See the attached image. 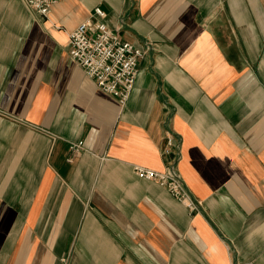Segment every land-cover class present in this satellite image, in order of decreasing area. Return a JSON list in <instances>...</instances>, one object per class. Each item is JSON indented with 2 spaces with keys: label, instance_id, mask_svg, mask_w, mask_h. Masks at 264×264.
I'll use <instances>...</instances> for the list:
<instances>
[{
  "label": "crops",
  "instance_id": "0c3cea01",
  "mask_svg": "<svg viewBox=\"0 0 264 264\" xmlns=\"http://www.w3.org/2000/svg\"><path fill=\"white\" fill-rule=\"evenodd\" d=\"M97 7L124 105L70 57ZM172 161L190 200L135 171ZM0 264H264V0H0Z\"/></svg>",
  "mask_w": 264,
  "mask_h": 264
},
{
  "label": "built area",
  "instance_id": "2783aa9c",
  "mask_svg": "<svg viewBox=\"0 0 264 264\" xmlns=\"http://www.w3.org/2000/svg\"><path fill=\"white\" fill-rule=\"evenodd\" d=\"M62 0H25L37 13L47 17L51 7ZM106 14L97 7L87 21L70 33L69 53L71 59L81 66L88 77L93 79L101 91L117 98L125 104L136 84L139 74V62L146 50L134 44L124 42L105 23ZM169 137L163 153L169 155L174 149ZM83 141L70 145L68 161L81 154ZM137 175L153 180L165 187L178 201L191 199V193L177 169L175 161L170 162L166 170L158 172L144 167H136ZM192 208H196L191 204Z\"/></svg>",
  "mask_w": 264,
  "mask_h": 264
}]
</instances>
